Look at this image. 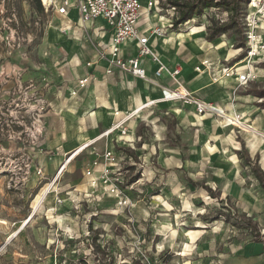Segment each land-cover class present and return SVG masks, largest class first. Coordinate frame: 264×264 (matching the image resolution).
<instances>
[{
  "label": "rangeland",
  "instance_id": "1",
  "mask_svg": "<svg viewBox=\"0 0 264 264\" xmlns=\"http://www.w3.org/2000/svg\"><path fill=\"white\" fill-rule=\"evenodd\" d=\"M39 1L41 11L36 0H0V264H148L146 258L154 264H226L225 258L251 242L255 232L216 219L220 208L238 221L251 217L264 242V189L238 151L244 147L250 157L259 153L246 147L243 129L227 130L219 118L204 125L177 118L165 107L140 110L134 117L140 121L137 137L128 147L133 154L128 152L125 165L127 177L139 174L132 207L118 210L112 200L86 199V148L66 165L64 176L58 175L60 182L50 185L59 169L53 165L57 150L49 144L63 131L62 119H70V112L61 110V119L53 105L56 68L45 36L57 17L46 9L48 1ZM209 15L226 17L222 10L206 9L175 34H166L186 54L191 37L185 33L192 26L206 27ZM259 31L264 36V29ZM231 37L227 32L220 41L229 38L231 43ZM224 48L231 51L224 64L236 63L238 70L246 66L247 42L245 49L233 43ZM251 63L260 77L243 93L254 95L257 107L264 109V98L255 93L264 90V54ZM63 98L58 103H67ZM251 127L264 134V125ZM256 142L264 153V144Z\"/></svg>",
  "mask_w": 264,
  "mask_h": 264
},
{
  "label": "crops",
  "instance_id": "2",
  "mask_svg": "<svg viewBox=\"0 0 264 264\" xmlns=\"http://www.w3.org/2000/svg\"><path fill=\"white\" fill-rule=\"evenodd\" d=\"M47 1V5L51 2H61V0ZM148 1L149 0H141L143 7H146ZM47 5L46 7H48ZM211 9L215 10L214 8ZM53 11L54 16L57 17V22L50 24L45 36L50 46L49 50L52 53L51 59L55 62L54 66L56 68V73L53 75L54 83L52 86L54 97H56V99L53 100V105L56 109L58 108L61 119V110L73 108L76 111L74 115L71 112V115L67 114L70 116V119H62L63 131L57 133L53 142L49 144L50 147L57 150L53 161V165L56 167L55 170H58L63 165L62 163L64 161L61 156L65 154L67 149L71 151V149H76L93 139L94 141L89 144L90 146L88 145L86 147V150L89 151L87 163L93 158L91 151L92 146L100 150L104 148H121L126 151L128 147L122 146L121 143L117 142L118 131H114L108 135L103 134V132L114 122L124 117L126 113L134 112L137 108H139L137 113L131 118H128L124 123L127 128L124 138L131 142L129 147L134 145L137 137L136 128L140 121L135 120L134 117L138 115L141 109L165 107L167 108V112L172 113L177 118L186 117L188 121L195 122L196 120L197 123H205L204 125H207L206 122L214 118L209 114L199 116L195 113L193 105L185 104L180 100L171 102L158 101L155 104L146 106L145 104L148 101L157 100L161 96L160 85L174 86L169 76L163 74L156 81H150L136 78L131 74L119 71L117 68H113L111 73H107L106 68L109 67V62L107 58L99 57L98 54V51L102 48L101 45L109 40L110 30L106 26L105 20L96 18L93 21L83 23L80 20L76 6L68 8L67 14L64 15L56 12L55 9H53ZM144 11L138 24L139 33L148 36V45L159 54L161 60L169 68H173L176 64L181 66L179 78L185 89L193 92L204 101L216 103L228 109L230 112L234 110L241 113L252 126L262 128L264 125V109L257 107V103L254 102V95L243 93L245 91V86L237 90L232 105L233 107L231 108L230 101L232 98L231 92L234 88V78L219 79L214 82L212 80L213 72L209 73L206 70L197 72L195 70V66L199 65L204 59L209 60L210 67H212L214 72L219 65L236 64L223 63V61L227 59V55L231 54V51L230 54H228L229 51L224 47L226 45L232 46L234 42L233 37H231V43L229 42V38H227L226 41H220L221 38H224V35H221L213 41H207L205 38V25L192 26L191 30L185 33L191 37V40L187 43L190 48L186 54H183L181 48L178 46L179 42L171 41L174 37L170 38L166 34V32L175 34L178 29H181L180 26L183 25L180 24L177 28H165L164 35L158 36L154 34L152 30L159 25L165 24L167 18L166 14H164V12L158 13L153 9L147 11L146 8ZM50 27L54 29L53 33H49ZM178 34L180 38L182 33ZM199 37L205 39L200 42L201 40ZM198 52L203 54L198 56ZM136 54V40L127 41L123 46L122 55L124 57H130ZM87 62H91V64L87 65ZM143 65L148 77H153L155 65L150 59L144 58ZM87 75H90V81L85 87L78 89L77 80ZM73 90L77 91L75 95H71V91ZM62 95L64 96L63 100L67 103H58V99H60ZM89 98H91L90 102H88ZM141 106L143 107L141 108ZM247 107L250 109L248 110ZM115 111H118V114L115 115ZM202 119L204 121H202ZM65 120L69 122L64 123ZM74 121L76 123H71ZM224 128L228 130L232 128V126ZM241 131L243 134H246L245 130ZM216 140H218V143L220 142L219 139ZM245 142L246 147H248V140L246 139ZM73 144H76L75 147ZM257 145V142H255L254 145L250 147L253 153L258 151V163L264 170V153L256 148L258 147ZM67 154L69 153L67 152ZM77 155H79V153ZM56 157H59L57 163H55ZM72 159L68 160V166ZM162 162L164 163V159ZM67 169L68 167L66 166L61 174L62 176H64ZM50 180V185L53 186L57 182H60L61 177L58 176L57 173V175H53ZM226 195H228L227 197L229 198L231 197V194L228 192ZM221 254L223 255V253ZM262 259H264V242L261 240H252L247 243L246 246L239 248L233 256L226 257L225 261L226 264H257Z\"/></svg>",
  "mask_w": 264,
  "mask_h": 264
},
{
  "label": "built area",
  "instance_id": "3",
  "mask_svg": "<svg viewBox=\"0 0 264 264\" xmlns=\"http://www.w3.org/2000/svg\"><path fill=\"white\" fill-rule=\"evenodd\" d=\"M161 1L164 0H149L146 7H143L141 0H61L60 3H49L46 9L53 8L59 14L64 15L67 14L68 8L76 6L80 20L83 23L93 21L96 18L105 20L106 26L110 30L109 40L101 45L102 48L98 51V54L99 57L107 58L109 62V67L106 68L107 73H111L113 68H117L119 71L131 74L136 78L150 81H156L163 74L169 76L174 86L160 85L161 96L157 100L148 101L146 106L155 104L158 101L171 102L180 100L185 104L193 105L195 113L199 116L209 114L215 118H219L225 127L236 126L239 129H244L243 126L246 125L250 128V122L245 121L241 113L234 110L230 112L216 103L204 101L193 92L185 89L179 78L181 66L176 64L173 68H169L161 60L159 54L148 45V36L139 33L138 24L145 12V8L147 11L153 9L158 13L164 12L167 16L164 25L153 28L152 32L154 34L164 35L165 28L173 27V20L176 15L175 7H162ZM225 19L226 17L220 18L221 21ZM243 25L244 38L248 44L247 55L244 57L253 52L256 59L258 56L264 54V36L259 31L260 29H264V0H247L243 15ZM130 40H136L137 54L124 57L122 55L123 46ZM144 58H149L155 65L153 77H148L147 75L143 65ZM252 61H249L241 70H237L236 64H232L216 69L215 73L212 67H210L209 60L204 59L199 65L195 66V70L197 72H202L203 70L209 73L213 72L212 80L214 82L219 79L234 78V88L231 92L232 98L230 101L232 108L237 90L260 77L257 70L251 67ZM89 64L91 62H87V65ZM90 79V75L78 79V89L85 87ZM76 93V90L71 91V95H75ZM116 114H118V111H115ZM129 116L130 113H126L124 117L106 129L103 134L108 135L109 133L118 131L117 142L121 143L122 146L129 147L131 142L124 138L127 132L124 123ZM91 151L93 158L84 167V175L87 178L89 187L88 191L84 193L86 199L91 198V201H97V203L105 199L112 200L115 208L118 210L132 207L131 192L134 191L133 185L139 178L131 181V177L136 172L131 177H127L126 175L128 169H126L125 165L131 159V155L121 148H104L100 150L92 146ZM62 166L59 170L62 169ZM40 172L41 170H39ZM146 259L148 264H154L148 258Z\"/></svg>",
  "mask_w": 264,
  "mask_h": 264
},
{
  "label": "trees",
  "instance_id": "4",
  "mask_svg": "<svg viewBox=\"0 0 264 264\" xmlns=\"http://www.w3.org/2000/svg\"><path fill=\"white\" fill-rule=\"evenodd\" d=\"M36 5L38 10H42V6L39 0H36ZM162 7L173 6L175 7L176 15L173 20V28H177L178 25L184 24L194 16H199L203 14V11L209 8H214L217 10H222L226 13V19L221 21L220 18H216L212 15L207 16L208 24L205 27V38L208 41H213L216 38L220 37L222 34L230 32L234 38L233 46L242 47L245 49V38H244V25H243V15L245 12V6L247 0H164L161 1ZM241 56V55H240ZM236 58L234 61H236ZM258 96L264 98V90H258ZM262 107L264 108V102H261ZM127 152L133 154L130 149H126ZM240 158L243 163L249 168L251 174L257 181L258 185L264 188V170L261 168L258 163V156L255 155L253 158L249 156L244 147L239 151ZM139 178V174H134L131 177V181ZM191 183L198 185V182L190 180ZM203 187L207 190L210 196L216 197L214 191L209 188L207 185L202 184ZM222 203V201H221ZM222 207H225L222 205ZM224 217V218H223ZM230 219L232 225H246V228L252 233L255 232L251 240L260 241V233L257 228V224L248 216H240L238 221V216L236 214H231L229 211L223 212L222 209L218 210V218L216 219ZM94 242V241H93ZM96 247H99L98 244L94 242ZM80 264H88L86 260H80ZM100 264V263H99ZM112 264V263H109Z\"/></svg>",
  "mask_w": 264,
  "mask_h": 264
},
{
  "label": "bare ground",
  "instance_id": "5",
  "mask_svg": "<svg viewBox=\"0 0 264 264\" xmlns=\"http://www.w3.org/2000/svg\"><path fill=\"white\" fill-rule=\"evenodd\" d=\"M43 1H45V2H47V0H43ZM155 17V16H154ZM157 36V35H156ZM158 36H163V35H158ZM205 44H207V43H205ZM244 59H246L247 60V62L246 61H244V63L246 62V65H247V63L249 62V61H251V60H254V55H253V52H251L248 56H246ZM236 67V66H235ZM237 68V70H238V67H236ZM91 101V98H89V100H88V102H90ZM146 105V104H145ZM90 106V105H89ZM139 110V108H137L136 110H134V112H131L130 113V116H129V118H131L133 115H134V113L136 112L137 113V111ZM68 111L69 112H71L72 114H75L76 113V111H75V109H73V108H69L68 109ZM78 115V114H77ZM84 115V114H83ZM243 130H245L246 131V134H247V138H248V144L250 145V146H253L254 145V143L256 142V140L257 139H260V141L264 144V134H262V133H260V132H258L256 129H254V128H252V127H247L246 125L245 126H243ZM111 134V133H110ZM101 136V135H100ZM99 137V136H98ZM94 141V139L93 140H91L90 142H87V143H85V144H83L82 146H80V147H78V148H76V149H71V154H66L67 155V157H65L64 159H63V166H62V169H60L59 170V172H58V175H61L62 174V172H63V170L65 169V167H66V165H67V163H68V160L69 159H72L74 156H76L79 152H82L83 150H84V148H86L90 143H92ZM74 145V147H75V145L76 144H73ZM73 147V148H74ZM264 147V146H263ZM72 148V147H71ZM68 150V149H67ZM70 150V149H69ZM46 193V192H45ZM37 205V204H36ZM37 209V208H36ZM32 218V216L29 218V219H31ZM183 245V244H182Z\"/></svg>",
  "mask_w": 264,
  "mask_h": 264
}]
</instances>
